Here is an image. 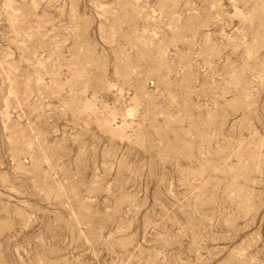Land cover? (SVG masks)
<instances>
[{
	"label": "rangeland",
	"instance_id": "obj_1",
	"mask_svg": "<svg viewBox=\"0 0 264 264\" xmlns=\"http://www.w3.org/2000/svg\"><path fill=\"white\" fill-rule=\"evenodd\" d=\"M0 264H264V0H0Z\"/></svg>",
	"mask_w": 264,
	"mask_h": 264
}]
</instances>
